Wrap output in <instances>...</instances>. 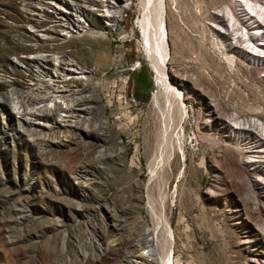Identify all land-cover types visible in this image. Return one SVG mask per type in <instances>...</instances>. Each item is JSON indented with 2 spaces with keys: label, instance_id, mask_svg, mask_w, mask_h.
<instances>
[{
  "label": "rangeland",
  "instance_id": "rangeland-1",
  "mask_svg": "<svg viewBox=\"0 0 264 264\" xmlns=\"http://www.w3.org/2000/svg\"><path fill=\"white\" fill-rule=\"evenodd\" d=\"M107 1L0 0V264H264L261 175L242 163L223 121L264 123V64L249 72L205 23L220 0H112L110 13ZM119 9L115 24L107 16ZM158 17L168 85L151 109L161 90L147 41L159 43L149 35ZM79 19L102 41L78 37ZM44 56L52 62L43 68L29 60ZM71 63L84 74L67 81L83 90L91 121L104 123L114 157L87 149L86 125L61 122L79 120V107L69 117L51 104L42 126L19 124L37 72ZM140 73L151 80L145 100L133 95ZM67 94L56 100L67 104Z\"/></svg>",
  "mask_w": 264,
  "mask_h": 264
},
{
  "label": "bare ground",
  "instance_id": "bare-ground-1",
  "mask_svg": "<svg viewBox=\"0 0 264 264\" xmlns=\"http://www.w3.org/2000/svg\"><path fill=\"white\" fill-rule=\"evenodd\" d=\"M107 3L111 5L106 4V6L103 8H107V11H109V13V9L112 10V8H118V6L114 2H112V0L107 1ZM122 10L123 9L114 11L117 16L115 15L107 17L113 19L112 22L116 24L120 20ZM162 18L160 17L159 19L158 17L159 20H153L155 22L153 23V25L151 24L152 26L150 25L151 31L149 30V35L155 33L158 36L157 40L159 43H153L151 40L152 37L147 41V45L149 46V49L151 51L150 53L152 64L156 69V86L161 90V92L154 94L152 98L151 109L155 107V104L158 101L163 89L165 88V85H168L166 72L164 71L165 60L168 57L166 53V49L168 50V40L165 35V21ZM205 19L207 20V22L205 23L213 28V31L216 32L218 37L224 43L222 44L224 45V50L226 52L234 54L243 61L251 64L252 66L249 69L247 68L249 72L259 71L260 68L258 66H262L264 64V8L260 5V2H257L255 0H220V3L218 5H216L214 8L211 7L206 11ZM78 23H80V25L78 27L75 26V28H77L78 30V32H76L78 37H92L94 39V37L98 36L102 41L104 35H101L99 33L91 34L90 32H88V30H86L88 26L86 24H83L84 21L81 19H79ZM108 26H114V24ZM204 40L207 41V39ZM37 58L30 57L29 60L40 61L41 64L39 65V67L41 68H43L42 64L52 62L51 59H49L47 56H44L41 59ZM205 62L209 63L212 71H214L217 75L221 77L224 76L222 67H220L216 60H214L212 57L205 56ZM55 63V66L60 68L62 62H59L58 65V61H56ZM76 67L77 66L74 63H71L63 66V68H61L62 71L56 68V70H54L53 72V76H48L49 74L47 75L45 73V76H43V72H41L40 74V72L38 71L37 75H35L34 77L35 83L32 84V86L24 96V104L26 103L27 107H25L22 112L18 113L20 114L19 124L23 128H25V130H27V127L35 128V126H42L44 122H48L49 113L51 112V107H49V105L51 104H54V110L64 112L68 114L69 117H76L73 115V113L76 112L74 109L79 107L80 109L77 111H80V116H77V118L80 121L77 120L69 122V120L67 119L68 121L61 120V122L66 124V127L79 130H81L83 125H86L87 128L84 130L86 132V135L88 136L87 142L85 143L87 145V149L89 150L94 145H100L101 150L99 152V156L101 158L112 156L114 157L115 154L112 155V152H110L109 149L105 146L104 140L100 138V135L103 134L105 130L104 123H95L91 121V119L89 118L91 111L86 108L82 109L84 106L83 103L87 102L86 96L83 95V90L77 88L78 86H71L67 81V79L70 78L73 74H84L83 71L81 72L76 70ZM59 71H61L62 74H59ZM230 73L234 74V70L230 69ZM47 77H51V79L46 80ZM52 77L62 80L61 84L59 83L54 86ZM83 79L85 78L83 77ZM58 91H64L68 93L71 97H73V99L68 103L67 101L69 100H66L67 104L59 102L58 100H56ZM168 96L169 98L171 97L174 99H176L177 97L176 94H174V96H170V93L168 94ZM68 97L69 96H67L66 98L68 99ZM60 98L62 99L63 97ZM81 114H83L82 117ZM233 119L235 118H228L224 119L223 121H225V123L229 125L231 133H234L233 137L237 143L236 150L237 153L241 156L242 163L254 174L261 175L256 179L255 185L260 193L264 196V123L256 121V119L252 118L238 120L237 122H232ZM41 122L43 123L41 124ZM35 130L36 129H33L32 131ZM115 219L117 218H114V220ZM115 225L113 226L116 227ZM166 227L167 226L165 224H162V230H166ZM141 242L142 244H144V246H151L152 241H149L147 237H144ZM150 248L149 251L151 250V252H153V248ZM149 251H146V253H150ZM154 260L156 261V264H159L160 262L162 263L164 259L160 260L158 258H155Z\"/></svg>",
  "mask_w": 264,
  "mask_h": 264
},
{
  "label": "trees",
  "instance_id": "trees-1",
  "mask_svg": "<svg viewBox=\"0 0 264 264\" xmlns=\"http://www.w3.org/2000/svg\"><path fill=\"white\" fill-rule=\"evenodd\" d=\"M134 91L133 95L135 98H139L143 95L142 99L145 100L147 93L151 89V80L144 73H140L139 76L133 78Z\"/></svg>",
  "mask_w": 264,
  "mask_h": 264
}]
</instances>
